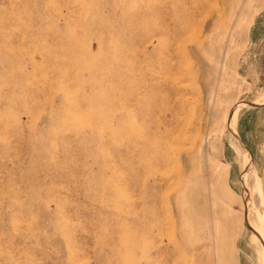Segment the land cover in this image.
Returning a JSON list of instances; mask_svg holds the SVG:
<instances>
[{
  "label": "rangeland",
  "instance_id": "obj_1",
  "mask_svg": "<svg viewBox=\"0 0 264 264\" xmlns=\"http://www.w3.org/2000/svg\"><path fill=\"white\" fill-rule=\"evenodd\" d=\"M0 264H264V0H0Z\"/></svg>",
  "mask_w": 264,
  "mask_h": 264
},
{
  "label": "bare ground",
  "instance_id": "obj_2",
  "mask_svg": "<svg viewBox=\"0 0 264 264\" xmlns=\"http://www.w3.org/2000/svg\"><path fill=\"white\" fill-rule=\"evenodd\" d=\"M233 135H234V134H233ZM234 141H235V145L237 146V148H238L240 151H242L243 148H242V146H241V143L238 141V139L235 138ZM245 160H246V159H245ZM248 167H249V166H248Z\"/></svg>",
  "mask_w": 264,
  "mask_h": 264
}]
</instances>
